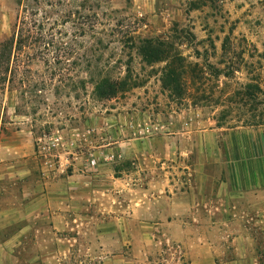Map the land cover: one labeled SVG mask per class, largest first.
Returning <instances> with one entry per match:
<instances>
[{
    "label": "rangeland",
    "instance_id": "obj_1",
    "mask_svg": "<svg viewBox=\"0 0 264 264\" xmlns=\"http://www.w3.org/2000/svg\"><path fill=\"white\" fill-rule=\"evenodd\" d=\"M51 2L52 8L33 0H0V43L29 13L36 14L44 34L40 40L34 35L30 48L7 52L4 62L0 143L10 137L20 153L0 159V209L53 207L42 198L46 186L62 193L74 154L103 134L109 139L117 125L122 127L117 139L126 146L161 144L162 137L181 130L183 113L189 125L264 127V0ZM148 39L170 46L165 51L176 58L177 91L165 86L166 62L141 57L139 41ZM103 80L119 83L114 96ZM190 115L196 116L192 122ZM150 125L162 130L140 133ZM83 156L85 162L102 161L100 153ZM116 159L105 162L108 171L102 174L127 181L136 165L126 155ZM211 168L215 179L224 177L222 166ZM49 178L55 181L47 185ZM111 181L95 183L105 192L119 189L118 199L102 196L81 218L83 225L27 232L17 251L21 264H264V190L260 199L233 203L234 214L217 211L182 232L150 230L144 225L149 216L141 206L142 187L134 192L120 181L111 190ZM152 191L163 194L161 188ZM21 224L10 221L0 240Z\"/></svg>",
    "mask_w": 264,
    "mask_h": 264
},
{
    "label": "crops",
    "instance_id": "obj_2",
    "mask_svg": "<svg viewBox=\"0 0 264 264\" xmlns=\"http://www.w3.org/2000/svg\"><path fill=\"white\" fill-rule=\"evenodd\" d=\"M190 116L192 122L196 116ZM180 118L184 121L181 123V130L162 137V143L159 145L122 144L120 139H117L122 130L120 125L109 131V139L103 134L96 138L95 143L92 139L83 144V151L79 149L70 160L74 170L72 175L62 180V193L52 191V188L46 186L47 191L42 196L48 204L51 202V205L59 207L0 209V233L7 228L10 221L23 222L14 235L0 240V264H21L17 251L23 246L27 232L38 234L45 226L53 231L72 230L73 227L83 225L81 218L84 215L87 217L88 213L96 208L102 196L110 197L113 202L115 198L118 199L119 189L109 193L97 186L96 183H103L105 177L112 179L111 190L117 187L120 181L134 192L142 187L144 198L141 200V206L143 213L149 216L144 225L150 230L162 226L163 229L184 232L195 225L192 222L201 224V220L209 219L217 211L234 214L236 207L232 206L233 203L260 199L261 197L257 196L264 190V127L256 130H226L213 127L208 121H201L200 126H196V121L189 125L185 113ZM136 140L140 139L131 141ZM10 141L8 137L0 143L2 161L8 159L7 154L12 156L14 153H20L19 148ZM87 145H92L88 147L89 150H85ZM88 153L97 157L99 153H112L118 159L125 158L126 155L132 165L136 166L133 172L128 174L127 181L124 177L120 180L113 174H102L107 173L106 167L109 166L104 161H100L96 173L89 176L88 172L92 170L86 168V156H83ZM150 163L155 164V172H152L154 167ZM213 164L217 168L222 166L223 178H214L211 168ZM92 176L99 179L92 180ZM183 176L189 178L183 179ZM84 178H88V181ZM52 180L55 181L49 178L47 185ZM153 188H161L163 194L156 195V192L152 191ZM212 201L227 205L216 207ZM156 216H160V222L149 221ZM33 259L32 257L31 260Z\"/></svg>",
    "mask_w": 264,
    "mask_h": 264
},
{
    "label": "trees",
    "instance_id": "obj_3",
    "mask_svg": "<svg viewBox=\"0 0 264 264\" xmlns=\"http://www.w3.org/2000/svg\"><path fill=\"white\" fill-rule=\"evenodd\" d=\"M34 2H40L43 6L46 7H54L52 4V0H33ZM26 9V8H24ZM23 9V10H24ZM27 11V10H25ZM35 13H29L28 15H23L20 19H18L17 25L15 30L12 33L10 39H7L0 43V81H3V70L5 59L7 58V52L12 53L13 51H21L24 47L30 48L34 42L32 39L34 35L37 37V40L42 38L43 34V27L42 25H36L35 23ZM42 42V41H41ZM139 53L142 58H145L146 62L153 63V62H166V68L164 71L165 79L168 80L167 88H171L173 91L178 90L177 86V74L174 69V63L176 58L173 56H168L166 53L165 48L170 47L166 42L159 41V40H142L139 41ZM162 56V58H161ZM104 85H107L105 89H107L109 96H114L116 94V89L119 88V83H114L113 85L108 84L106 80H103Z\"/></svg>",
    "mask_w": 264,
    "mask_h": 264
},
{
    "label": "built area",
    "instance_id": "obj_4",
    "mask_svg": "<svg viewBox=\"0 0 264 264\" xmlns=\"http://www.w3.org/2000/svg\"><path fill=\"white\" fill-rule=\"evenodd\" d=\"M162 130V126L160 125H150V126H145L143 129L140 130V133L142 134H147V135H152L154 133H158ZM115 156L112 153L109 154H102V157H100V160L104 161V162H113L114 161ZM99 164V160H97V158H89L86 161V168L93 170L95 168H97Z\"/></svg>",
    "mask_w": 264,
    "mask_h": 264
}]
</instances>
